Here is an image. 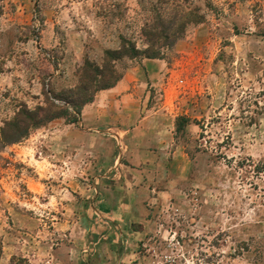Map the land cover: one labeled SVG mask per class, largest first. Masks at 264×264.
Wrapping results in <instances>:
<instances>
[{"label":"rangeland","instance_id":"374dc122","mask_svg":"<svg viewBox=\"0 0 264 264\" xmlns=\"http://www.w3.org/2000/svg\"><path fill=\"white\" fill-rule=\"evenodd\" d=\"M184 19L159 58L112 63L146 80L148 148L84 107L0 146V264H264V0H0V129L47 102L71 118L85 61Z\"/></svg>","mask_w":264,"mask_h":264},{"label":"trees","instance_id":"16d2710c","mask_svg":"<svg viewBox=\"0 0 264 264\" xmlns=\"http://www.w3.org/2000/svg\"><path fill=\"white\" fill-rule=\"evenodd\" d=\"M189 19H184V22L180 23V26L173 28L172 25L163 27L158 33H155V27L150 31H145V36H151L149 39L154 41L149 46L140 51L134 44H122L121 48L117 51H107L102 58L100 64L91 63L85 61L81 67V78L79 85L75 90H71L68 93L75 96V100L63 99L66 104L71 105L74 109V114L71 118H68L67 109L57 106L53 103L47 102V107H40L34 111L23 110L15 115L12 121L5 124V127L0 129V146L12 145L20 142L23 138L27 137L31 128L40 126L50 120L59 118H65L68 123H75L77 117L80 114V110L87 104L92 103L94 96L101 90H106L114 87L123 77L121 72H117L112 65L113 62H121L124 57H130L135 59L137 57H144L145 59H157L160 57L161 50L173 46V43L184 33L183 28L186 27ZM181 30V31H180ZM162 38H158V37ZM158 38V39H157ZM172 38V41L170 40ZM159 39L163 40V43L158 47H155ZM155 47V49H154ZM92 90L89 92V90ZM53 112H50V111Z\"/></svg>","mask_w":264,"mask_h":264},{"label":"crops","instance_id":"0c3cea01","mask_svg":"<svg viewBox=\"0 0 264 264\" xmlns=\"http://www.w3.org/2000/svg\"><path fill=\"white\" fill-rule=\"evenodd\" d=\"M143 66L147 69L149 64L144 63ZM144 82H146V80L142 83H134L129 77L124 76L114 87L97 92L92 103L85 105L82 110L83 122H86L85 125H87V127H94L95 129L104 127L103 132L107 133L108 138L106 140L108 142L114 138L117 142L124 145L125 143L123 139L140 132L142 134V147L148 148L147 144L152 138L151 135H153L147 127L148 118L141 117L140 115V120H137L136 122L133 121L139 109H141V107L143 108L145 105V101L141 100L139 96V91L142 87H146ZM135 88H138L136 92L134 90ZM131 98H135L134 100L132 99V101H134L132 103L135 104L131 105ZM130 108H133L135 114H133V118L128 117V114L132 111ZM90 113L94 115V118L84 119L86 116L90 117ZM58 140L59 139L54 141L58 142ZM89 141L90 140H87L86 147L90 144ZM125 146L129 153L131 151L129 145ZM146 150L148 152V149H145L143 152H146ZM115 200H105L104 205H108L109 207L115 206L117 205ZM126 207L131 209L132 203L128 202ZM126 213L131 217V210L128 209Z\"/></svg>","mask_w":264,"mask_h":264}]
</instances>
